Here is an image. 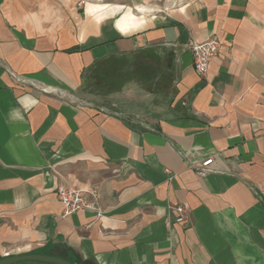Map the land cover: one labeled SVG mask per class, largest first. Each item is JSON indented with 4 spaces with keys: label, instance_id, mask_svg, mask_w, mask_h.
<instances>
[{
    "label": "crops",
    "instance_id": "0c3cea01",
    "mask_svg": "<svg viewBox=\"0 0 264 264\" xmlns=\"http://www.w3.org/2000/svg\"><path fill=\"white\" fill-rule=\"evenodd\" d=\"M213 34L199 76L188 45ZM144 50L173 75L153 117L85 90L101 63ZM59 184L96 187L104 217L62 216ZM28 253L264 264V0H0V258Z\"/></svg>",
    "mask_w": 264,
    "mask_h": 264
},
{
    "label": "rangeland",
    "instance_id": "374dc122",
    "mask_svg": "<svg viewBox=\"0 0 264 264\" xmlns=\"http://www.w3.org/2000/svg\"><path fill=\"white\" fill-rule=\"evenodd\" d=\"M166 55L162 51L144 50L111 57L90 72L84 88L101 95L114 94L123 110L147 121L168 104L173 94V75L166 66ZM12 264L54 263L23 260Z\"/></svg>",
    "mask_w": 264,
    "mask_h": 264
},
{
    "label": "built area",
    "instance_id": "2783aa9c",
    "mask_svg": "<svg viewBox=\"0 0 264 264\" xmlns=\"http://www.w3.org/2000/svg\"><path fill=\"white\" fill-rule=\"evenodd\" d=\"M188 46L192 54V67L199 76H203L208 69L210 61L216 57L221 41L217 35L213 34L202 42H191ZM212 162L213 158L209 157L193 165V169L199 177H204L208 174ZM56 196L63 206L62 216H67L80 210H88L95 213L96 219L104 217V213L98 204L99 193L96 187L74 189L59 184L56 187ZM169 210L175 213V222L181 223L184 221L186 212L183 205L169 206Z\"/></svg>",
    "mask_w": 264,
    "mask_h": 264
},
{
    "label": "water",
    "instance_id": "95a60500",
    "mask_svg": "<svg viewBox=\"0 0 264 264\" xmlns=\"http://www.w3.org/2000/svg\"><path fill=\"white\" fill-rule=\"evenodd\" d=\"M44 261L48 263L54 264H74L68 260L48 255V254H41V253H28V254H21V255H11L0 258V264H12L18 261Z\"/></svg>",
    "mask_w": 264,
    "mask_h": 264
},
{
    "label": "clouds",
    "instance_id": "9594fccd",
    "mask_svg": "<svg viewBox=\"0 0 264 264\" xmlns=\"http://www.w3.org/2000/svg\"><path fill=\"white\" fill-rule=\"evenodd\" d=\"M89 7H91V6H89ZM106 8H108V6L98 7V8L95 9V11L98 12V13H104ZM115 10H120V9H115ZM139 10L140 11H144V9H139ZM134 20H135L134 17H129V22L134 21Z\"/></svg>",
    "mask_w": 264,
    "mask_h": 264
}]
</instances>
